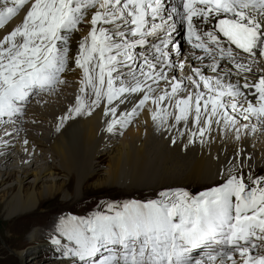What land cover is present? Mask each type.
Here are the masks:
<instances>
[{
  "label": "snow or ice",
  "instance_id": "snow-or-ice-1",
  "mask_svg": "<svg viewBox=\"0 0 264 264\" xmlns=\"http://www.w3.org/2000/svg\"><path fill=\"white\" fill-rule=\"evenodd\" d=\"M179 5L166 13L165 0H0V29L23 12L21 23L0 38V118L17 117L34 90L51 91L64 83L66 33L95 9L75 57L83 70L80 95L60 117L57 130L85 110L91 115L103 100L104 114L111 117L109 132L126 126L141 109L158 126H168L172 117L177 124L190 122L189 143H204L213 125L233 130L237 140L242 132L256 131V124L241 121L255 118L264 124V74L251 67L264 58V0H179ZM212 17L217 19L213 30L200 28L197 21ZM175 19L186 25L191 58L216 74L190 67L186 79L193 90L181 98L184 78L174 74L177 62L171 56L181 45L162 40L136 51L149 44V37L174 29ZM178 67L183 71L186 62L180 60ZM162 81L166 86L160 89ZM86 95L94 97L90 104ZM114 103L127 110L117 115ZM157 197L109 203L107 211L88 218H61L59 236L70 242L64 245L66 254L81 264H264V177L228 173L224 182L197 194L162 190ZM61 238L53 237V243L60 245ZM195 249L206 251L194 259Z\"/></svg>",
  "mask_w": 264,
  "mask_h": 264
},
{
  "label": "bare ground",
  "instance_id": "bare-ground-1",
  "mask_svg": "<svg viewBox=\"0 0 264 264\" xmlns=\"http://www.w3.org/2000/svg\"><path fill=\"white\" fill-rule=\"evenodd\" d=\"M177 4L176 0H165L166 13L171 12ZM93 11L95 9L88 10L85 15L87 26H82V31L71 35L66 33L67 43L64 46L68 48V59L65 71L60 74L64 83L58 84L51 91L34 90L24 102L23 110L17 117L0 118V167L4 166L0 168V185L14 178V183L0 188V204H3V212L6 214L5 224L9 222L8 234L5 235L0 228V235L3 243L13 251L12 256H6L11 262L19 259L23 264H80L78 258L66 257L63 240L59 236V220L65 218V215L48 221L39 230L33 226L27 231L25 224L23 227L24 225L17 222L21 216L26 217L35 210L46 194L54 196L62 192L63 196H66L65 199H68V191L65 189L67 182H60L62 176L44 179L45 175L52 176L58 170L68 175V181L75 175L78 185L94 178L96 171H100L102 174H97L95 179L96 186L103 188L122 185L125 190H149L155 187L184 188L192 186L191 184L207 187L218 183V179L223 181L228 173L239 175L241 167L253 172L259 167L264 168V124H260L255 118L250 122L241 121L256 124L257 130L242 132L239 140L235 138L233 130H225L222 125H213L204 143L199 139L189 143L188 130L192 129L190 122L187 126L184 122L177 124L172 117L168 126L154 127L157 124L152 121L147 109L138 110L137 116L130 123L124 127L116 126L114 131L109 132L106 121L111 120V117L105 116L106 101L102 100L92 109L91 115L86 114L85 110L65 121L63 127L57 130L61 123L60 117L70 107L75 106L76 97L80 95L83 70L73 64L74 53H79V45L92 27L90 19ZM22 17L23 12L10 19L5 28L0 29V38L19 25ZM156 22L159 23V19ZM151 23L149 19V24ZM174 25V29L170 27L161 31L158 36L149 37V44L144 48L138 46L136 51L150 50L153 43L159 44L162 40H168L170 44L176 42L183 31L176 33L181 26L179 19L174 20ZM180 45L179 52L171 53L172 59L177 62L174 74L178 78H184L185 84L184 90L177 98L185 97L193 90V86L186 79L192 75L190 67L203 69L199 61L191 58L193 49L186 41H180ZM195 51L197 55H203L201 50ZM180 60L186 62L183 71L178 67ZM208 62L206 58L205 63ZM225 64L226 61H222L221 67ZM251 67L254 73H264V63L259 59L252 62ZM203 71L206 76L216 75L208 69ZM249 78L256 79L257 76ZM227 79L235 82L236 77ZM240 82L242 84L243 80ZM165 86L162 81L159 88L163 89ZM168 87L170 90V85ZM201 90H204L202 84ZM159 94V91L155 93ZM93 98L86 95L85 102L90 104ZM250 99L255 103V97ZM128 103L131 105L132 100L129 99ZM167 104L166 101L165 105ZM113 106L117 107V115L127 110L124 105L114 103ZM151 107L153 106L149 102L148 108ZM169 110L174 109L170 107ZM157 130L159 131L156 132ZM181 132L184 134L181 135ZM24 140L28 141L26 145ZM103 154L109 155L105 166L102 165L105 158ZM30 174L33 175L32 178H29ZM27 182L30 183L29 188H25ZM81 194L75 193L69 199L77 200L81 198ZM53 237L61 238V244L53 243ZM54 247L60 248L52 251ZM39 253H42L40 257L27 262L31 256ZM202 254L200 251L197 257L200 258ZM233 256L239 261L238 253H233ZM226 264L231 262L226 260Z\"/></svg>",
  "mask_w": 264,
  "mask_h": 264
},
{
  "label": "rangeland",
  "instance_id": "rangeland-1",
  "mask_svg": "<svg viewBox=\"0 0 264 264\" xmlns=\"http://www.w3.org/2000/svg\"><path fill=\"white\" fill-rule=\"evenodd\" d=\"M89 10H94V9H89ZM82 26H87L86 21L83 20L77 26V29L75 31L69 32L68 34L71 35L76 31L77 32L82 31V29H81ZM72 72H75V71L72 70ZM154 127H160V126L155 125ZM158 131L159 130H157L156 132H158ZM103 156L105 158L103 159L102 165L105 166L107 160L109 159V155L103 154ZM238 165H240V164H238ZM246 166H248V164H246ZM0 168H4V166H1ZM99 172L100 171H96V175L94 178H90V179L82 182V184H79V185L77 183V177L75 175H74L73 179L68 181V175H65L62 170H58L52 176L45 175L44 179H46L48 177L52 178L55 176H62V178L60 179V182H62V181L67 182L65 185V189H66V191H68V195H67L68 199L67 200L65 199L66 196H63L62 192L55 194L54 196L53 195L48 196L46 194V195H44V198H42L41 201L37 204L35 210H32V212L29 215H26V217L21 216L20 217L21 219L19 218V221H17V222H19V224H21L22 226L25 224L26 227H25V225L23 227H25V229L27 231L29 229H31L33 226L39 230L40 228H43V226L46 225L48 223V221H50V220H52L58 216H64L65 215L64 213H66L65 210H71L73 212H76V214L78 216H80L81 218H83V215H85V218H87L86 216L90 217V216L94 215L97 211H107L106 206L109 203H114V204H118V205L121 204V202L123 200H125L128 197V195H131V193H132V195L140 196V195H143L146 193L147 194L153 193L157 189V187H155L154 189L151 188L149 190H147V189H139V190L126 189L125 190L124 187H122V185L121 186H107V187L105 186L102 188L100 186L94 185L95 179L98 177L97 174H102ZM240 172H241L240 174H243L245 177H247L249 175H251L253 178H256L259 176L263 177L262 175H255V174L264 173V168L259 167L258 169H255V171L253 172V170H251V169H245V168L241 167ZM3 176L5 178V175H3ZM32 176L33 175L30 174L29 178H32ZM221 180H223V179H221ZM216 182L220 183V182H224V180L220 181L218 179ZM12 183H14V178L6 180V182H4L2 185H0V188L5 187L7 184H12ZM38 185H39V183H37V188L39 187ZM77 185H78V187H77ZM132 185L129 184V186H132ZM191 185L193 186V184H191ZM211 185H209V186H211ZM29 186H30V183L27 182L25 184V188H29ZM192 186L188 185L187 188H190L191 190L192 189L196 190V189H201V188L205 187V186H193V187ZM80 192L82 193L81 198H79L77 200H74V198L69 199L75 193L80 194ZM0 206H1L0 207V226H1L0 228H1L2 232L5 235H7L8 231H9L8 230L9 229L8 228L9 222H8V224H7V222L5 224L6 214L3 212V210H4L3 204H0ZM61 213H63V214H61ZM64 217L67 218L68 216L65 215ZM33 221H35V222H33ZM28 222H30V223L28 224ZM0 253H2V255L0 254V264H16V263L17 264H23L22 261L19 259H16L15 262H11L7 259L6 256H12L13 251L11 250V248L7 244L3 243L1 235H0ZM41 254L39 253V254L31 256L27 262L29 263L30 261L34 260L35 258L40 257Z\"/></svg>",
  "mask_w": 264,
  "mask_h": 264
}]
</instances>
